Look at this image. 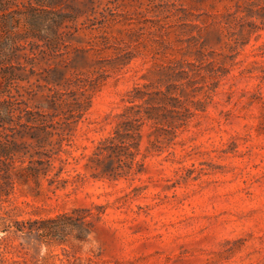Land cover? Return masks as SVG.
<instances>
[{
	"label": "rangeland",
	"instance_id": "374dc122",
	"mask_svg": "<svg viewBox=\"0 0 264 264\" xmlns=\"http://www.w3.org/2000/svg\"><path fill=\"white\" fill-rule=\"evenodd\" d=\"M0 3V264H264V0Z\"/></svg>",
	"mask_w": 264,
	"mask_h": 264
},
{
	"label": "trees",
	"instance_id": "16d2710c",
	"mask_svg": "<svg viewBox=\"0 0 264 264\" xmlns=\"http://www.w3.org/2000/svg\"><path fill=\"white\" fill-rule=\"evenodd\" d=\"M2 9L3 8L0 3V10ZM12 56L13 51L10 50L9 47H6V44L0 45V65L8 62ZM1 83L2 81L0 74V132L3 130L13 129V127H10V124L15 118L17 119V124H22L21 119L24 117V115L32 112L26 108L20 107L19 104H21L22 101H18V99L10 93L9 89L6 87L7 85L3 84L2 86ZM134 120L138 121V123L135 125L130 124L131 127H125L130 123V120L123 122L121 124V127H123V132L120 128L116 129L113 136H111L110 138H106V140H104L100 145L97 146V150L94 152L96 160L103 161L102 158L105 157L106 154L107 156L110 155L113 145H117L125 149L126 151L129 150L131 143L125 141V139H127L128 137H132L134 134L140 135L139 130L144 123V120L141 117H137ZM115 140H118V143H115ZM109 150H111L110 153ZM131 154V151L126 153V158L124 159L125 163L129 165H131L132 163V160L128 159V157L131 158ZM47 162H49V160H47ZM106 166H108V164ZM102 172L103 174L107 175L120 174L111 167L110 169H107V167L105 169H102Z\"/></svg>",
	"mask_w": 264,
	"mask_h": 264
}]
</instances>
